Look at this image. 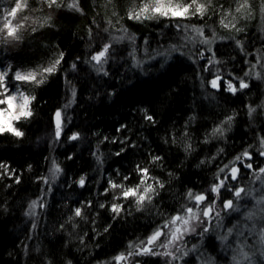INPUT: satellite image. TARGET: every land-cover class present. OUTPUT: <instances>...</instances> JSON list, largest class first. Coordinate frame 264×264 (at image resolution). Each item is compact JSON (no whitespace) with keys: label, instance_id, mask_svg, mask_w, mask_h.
<instances>
[{"label":"trees","instance_id":"obj_1","mask_svg":"<svg viewBox=\"0 0 264 264\" xmlns=\"http://www.w3.org/2000/svg\"><path fill=\"white\" fill-rule=\"evenodd\" d=\"M220 2L224 6L229 3L228 0ZM81 7L85 10L84 16L61 10L53 14L54 27H44L35 33L24 32V42L9 47L6 56L14 65L33 67L41 60L51 58L54 51L63 50L66 63L61 67L71 84H66L57 74L38 88L25 85L36 100L31 105L32 118L16 123L24 136L0 135V162L15 169L21 179L19 184L13 177L0 180V264H47L48 261L67 264L69 260L72 264H102L123 251L128 241L147 235L163 219L147 209L137 212L133 208L131 215L121 213L113 220L107 207L98 208L99 202L110 200L111 192L107 196L100 193L107 186L109 177L119 182L117 170L121 176L132 174L137 163L143 165L147 161L149 152L164 157V167L153 165L152 174L159 175L166 183L161 192L162 199L157 198L160 201L157 206L161 211L171 213L184 203L183 192L188 188L194 191L206 189L218 163H228L264 133V118L259 109L251 118L247 114L248 105L255 107L260 98L258 83L251 82L249 89L233 96L208 85L212 72L209 70L213 68L205 71L206 63L197 57L189 59V55L176 52L167 62L160 57L146 59L145 49L149 54L154 53L175 38L176 30L164 28L165 21L159 24L155 21L144 24L121 21L130 33L135 34L136 59L145 60L143 71L134 67L135 61L128 55L133 45L126 40L113 44L114 58L105 65L110 74L98 75L84 61L100 46L107 16L101 19L96 15L102 10L97 7L93 11L91 0H81ZM118 10L123 14V5H118ZM35 15L42 14L37 12ZM259 15L257 11L254 19L243 24L245 33L232 35L242 39L245 51L253 54L257 49L264 50V34L256 28ZM93 17L100 27L92 26L89 50L87 27ZM214 20L215 17L208 24ZM215 27L220 29L217 24ZM144 39H147V45L143 44ZM216 49V59L220 61L217 68L222 70L221 74L226 76L227 72H232L243 76L249 65L243 62L245 57L234 41H217ZM77 56L81 59L72 70L70 64ZM247 59L253 60L252 56ZM73 86L76 90L74 100ZM70 101L71 107L64 110L63 132L57 138L54 113ZM143 108L155 117V124L142 118L140 110ZM233 112L236 116L231 130L226 131L223 138H209V142L204 143L205 133ZM192 116L195 120L189 122ZM67 117H71L70 122ZM122 125L127 128L117 132ZM74 132H79L80 138L67 139ZM125 136L128 140L122 145L120 140ZM114 137L115 143L112 142ZM131 143L136 147H127ZM188 143L192 144L193 150L185 153L184 147ZM220 147L224 148V153L209 164L206 158L214 156ZM121 148L126 150L117 156ZM249 151L259 157L252 148ZM201 160H205L202 165L199 164ZM53 161L63 169L55 181L50 173ZM168 172L173 176L169 177ZM80 176L86 177L83 188L75 183ZM41 177H49V184H44ZM41 195L47 207L37 208L35 215H29L32 200ZM88 201L92 202V207L85 208L87 219L75 218L71 223L67 222L72 210ZM96 212L99 215H95ZM34 223L35 228L32 227ZM108 224L112 227L104 233L103 228ZM144 259L149 264H162L159 257Z\"/></svg>","mask_w":264,"mask_h":264},{"label":"snow or ice","instance_id":"obj_2","mask_svg":"<svg viewBox=\"0 0 264 264\" xmlns=\"http://www.w3.org/2000/svg\"><path fill=\"white\" fill-rule=\"evenodd\" d=\"M228 2L229 6L225 8L220 0H91L93 11L97 7L102 10L96 12V15H100L101 19L107 16V26L102 31L109 33V28H112L122 35L114 36L109 33L105 42H102L94 52H91L84 63L91 65V68L98 75L108 76L110 73L105 65L114 58L115 48L113 44H119L127 39L133 45L132 51L128 55L135 61L134 67L143 71L145 60L136 59L135 34L130 33L121 21L126 19L139 24L153 21L159 24L161 21H165L163 27L175 29L179 43L170 45L167 51L157 50L151 54L147 53V49H145L146 59H156L158 56H163L164 61L167 62L172 52L188 55L182 49L189 45L195 48L199 44L206 46V51L210 53V56L206 57L205 50L197 49L199 59L207 60L204 70L208 71L210 65L220 63L216 59L218 49L213 50L212 45L217 40L231 39L245 57L243 62L249 65L248 70L244 71L243 76H237L232 72H227L225 76L221 74L222 70L217 68L214 77L208 83L216 91H220L223 87V91L235 96L238 92L249 89L250 83L246 78L254 77L256 80L264 81V74L255 70L258 64L264 70V51L257 49L256 55L245 51L242 39H236L235 36H220L216 28L209 25L208 21L215 17L213 23L217 24L219 28L229 33L233 31L238 34L245 33L246 26H238L241 20L254 19L258 11L260 19L264 21V0H228ZM118 5H123V14L118 10ZM61 10L79 13L80 16L85 15V10L81 7V0H11V4L7 7H4L3 0H0V49L7 50L9 47L23 43L24 32L35 33L44 27H54L52 23L53 14ZM37 12L42 15L36 16L35 13ZM194 20H198L200 23H191ZM93 25L97 29L100 27L95 17L87 27L90 41L89 50L92 47ZM116 25H120V27L117 28ZM261 31L264 32V27L261 28ZM143 44H148L147 39L143 40ZM248 56H252L256 63H251L247 59ZM80 59L77 56L70 64L72 70L77 68V61ZM189 59L192 57L189 56ZM193 62L195 63V61ZM62 63H66L63 50L54 51L51 58L41 60L33 67L18 65L13 68L11 63H0V135L10 134L18 138L23 137L24 132L16 127V123L28 121L34 115L31 105L36 100V96L26 94L22 86L30 85L38 88L46 84L50 77L57 74L64 79L66 84H71L61 67ZM71 95L74 100L76 96L74 86L71 88ZM69 107H71V101L65 104L63 109H57L54 113L55 136L57 138H60L63 132L64 110ZM258 109L260 115L264 116V102L255 107L248 105L247 114L249 118ZM140 111L145 121L151 124L156 123L155 117L149 114L148 109L143 108ZM235 116V112L227 115L210 132H206L203 142L208 143L209 138H223L226 131L231 130ZM67 120L70 122L71 117H67ZM193 120H195V116L189 117V122ZM123 128H127V125H122L121 128L117 129V132ZM79 138V132L67 136V139L72 141ZM104 139L107 140L108 137H104ZM127 140L128 137L125 136L120 140V143L124 145ZM258 140L259 147L255 148V152L264 157V136L258 137ZM112 142H116L115 137ZM173 142H175L174 138ZM127 147L135 148L136 145L131 143L127 144ZM253 147V145H248L228 163L222 161L218 163L217 170L213 173V178L208 187L200 191L188 188L182 193L184 203H181L171 213H165L157 206L160 203L157 198L161 197V192L165 189L166 183L159 175L152 174V171L155 170L152 169L153 165L156 168L164 167V157L149 152L147 153V161L143 165L137 163L132 174L121 176L117 170L119 182L111 177L107 179V186L100 195L107 196L111 192L112 196L107 203L99 202L98 208L107 207L113 220L120 217L121 213L131 215L133 208L137 212H144L147 209L163 219L147 235L137 236L134 240L128 241L123 251L112 256L110 260L102 262V264H149V261L144 259L146 257H159L162 264H193L194 261L196 264H215L214 257L205 255L198 245L194 244L188 248L186 241L188 236L203 238L210 232L216 233V237L229 248H231V244L227 242L230 237H234L233 242L237 246L232 249L230 264H254L250 255L254 244L260 246V255L264 257V166H260L258 169L253 168L254 155L253 152L249 151V148ZM125 150V148H121L116 155L120 156ZM192 150L191 143L185 145V153H190ZM222 153H224V148H218L214 156L206 158L207 162L210 164ZM97 160L100 161V156H97ZM204 163L205 160L199 162L200 165ZM28 169L31 170V165L28 166ZM150 169L152 170L150 171ZM0 170H2L0 171V180L13 177L16 184L21 183L20 175L15 169H10L8 164L0 162ZM62 172L63 169L60 165L53 161V166L50 169L51 179L55 181ZM133 175L135 180H133ZM246 175L253 176L254 180L247 187L241 186L240 181ZM168 176L172 177L173 173L168 172ZM40 179L44 184H49V177H41ZM75 183L83 188L86 177L80 176ZM6 187H11V185H6ZM50 188L51 185H49V190ZM117 201L120 202L117 203ZM129 201L130 203H128ZM241 201H251V207L246 203L242 209ZM45 207L47 204L41 195L39 199L32 200L28 214L35 215V209ZM86 207L91 208L92 202L88 201L86 204L75 207L67 222L71 223L75 218L86 220ZM233 213L238 215L234 220L229 221L231 226L225 227L226 217L232 216ZM95 215H99V213L96 212ZM72 226L76 227L75 224ZM32 227L35 228L36 224L34 223ZM60 227L63 228V225ZM111 227V224L106 225L103 232H109ZM93 231H96L95 228ZM221 232L224 234L220 235ZM249 238H254L253 244L248 243ZM190 254L191 258H189ZM47 264H52V262L48 261ZM67 264H72V262L69 260ZM261 264H264V261H261Z\"/></svg>","mask_w":264,"mask_h":264},{"label":"rangeland","instance_id":"obj_3","mask_svg":"<svg viewBox=\"0 0 264 264\" xmlns=\"http://www.w3.org/2000/svg\"><path fill=\"white\" fill-rule=\"evenodd\" d=\"M10 4H11V0H3V6L4 7H7ZM228 6H229V3L226 6H224V7L227 8ZM251 20L252 19H249V20H246V21L245 20H241L240 21V24L238 26H243L244 23H247L248 21H251ZM209 25H211L212 27L216 28L215 27V23H211ZM262 27H264V21H262L260 19V15H259V18H258L257 23H256V28L260 32H262L261 31V28ZM206 31H207V28H206ZM216 31H217V33L220 36H226V37H230V36L233 35V33H235L234 31L231 32V33H229L226 30H223L221 28L220 29L216 28ZM109 33H111L114 36L122 35V33L117 32L115 29H109ZM109 33H105L104 34V36L100 40V43L105 42V39L109 36ZM262 33L264 34V32H262ZM126 40L127 39H125L123 42H125ZM217 41H219V40H217ZM177 43H179V41L177 39V36L175 35V38L174 39H172L168 44H166V46L160 47L159 50H161V51H167L169 49L170 45L177 44ZM212 48L214 50V44L212 45ZM9 49L10 48H8L7 50L0 49V63H11L12 66H13V68H15L18 65H14L8 58H6V56L9 55V51H10ZM197 49L205 50V56L206 57L207 56H210V53H208L206 51V46L199 45V44H197L195 48H193L191 45H189L188 47L183 48L182 51L184 53H187L189 56H191V57H193V56L194 57H197V59L200 60L199 57H198V55H197ZM262 51H264V50H262ZM173 53H176V52H172L171 54H173ZM256 54H257V52H256ZM256 54H254V55H256ZM158 57L164 58L163 56H158ZM158 57H156V58H158ZM201 61L207 63V60H201ZM251 63H256V61L255 60H252ZM19 66H21V65H19ZM22 67H24V66H22ZM28 67H31V66H28ZM210 67L213 68V70H209V72H211V71L212 72H211V74H209L208 81L211 80L214 77L215 70L217 69V64H212V65H210ZM210 67H209V69H211ZM248 68H247V70H248ZM255 70L256 71H261L262 74H264V70H262L259 67V64L257 65V68ZM246 79L249 80V83L250 84L253 81L256 82V83H258V86L260 88V92H261L260 94L261 95H260V98H259V100H258V102H257L256 105L261 104L262 102H264V81H262V80H256L254 77L253 78H246ZM208 85H209V83H208ZM25 87H26L25 85L22 86V89L26 92V94L31 95L30 92ZM221 89H223V87ZM263 118H264V116H263ZM260 136H264V133L261 134V135L259 134L258 137H260ZM253 146L254 147L252 148V150H254V152H255V148L259 147V140H258V138L256 139V142L253 144ZM263 164H264V161H263ZM253 180H254V177L253 176L246 175L241 180V185L247 187V186H249V183L251 181H253ZM257 186H258V183H257ZM240 203L242 205V209H243V206L246 203H247V205L249 207H251V201H247V202L246 201H241ZM237 215H238L237 213H233L232 216L226 217V219L224 221L225 227L231 226L230 223H229V221L230 220H234V218ZM223 234H224L223 232L220 233V235H223ZM253 239L254 238H249L248 243L249 244H253ZM186 241H187V247L188 248H191L194 244L195 245H198L199 248H200V250L203 251L205 253V255H210V256L214 257L215 258V264H230L231 256L233 254L232 253V249L236 248V246H237L236 243L233 242L234 241V237H230L229 240H228V242H227L228 244H231V248H229V247H227L226 244H223L216 237V233H214V232H210V233L206 234L205 237H203V238H199V237H196V236H188V237H186ZM250 255L252 256V260H253L254 264H261V261H264V257H262L260 255V246L259 245H255V244L253 245V248H252V251L250 252ZM189 258H191V254H190V257ZM193 264H196V262L194 261Z\"/></svg>","mask_w":264,"mask_h":264},{"label":"flooded vegetation","instance_id":"obj_4","mask_svg":"<svg viewBox=\"0 0 264 264\" xmlns=\"http://www.w3.org/2000/svg\"><path fill=\"white\" fill-rule=\"evenodd\" d=\"M259 158L262 160V161H259L260 166H264V164H263L264 157L259 156ZM255 162H256V158L254 157V159H253V161H252V163H253V168H255ZM240 183H241V181H240ZM241 186H242V185H241Z\"/></svg>","mask_w":264,"mask_h":264},{"label":"bare ground","instance_id":"obj_5","mask_svg":"<svg viewBox=\"0 0 264 264\" xmlns=\"http://www.w3.org/2000/svg\"><path fill=\"white\" fill-rule=\"evenodd\" d=\"M255 158H256V162H255V168L254 169H258V167H260V163H259V157H256V156H254ZM246 163L248 162L247 160L245 161Z\"/></svg>","mask_w":264,"mask_h":264}]
</instances>
